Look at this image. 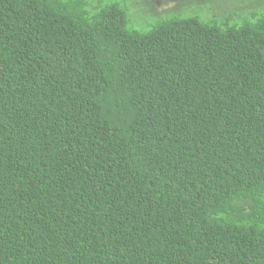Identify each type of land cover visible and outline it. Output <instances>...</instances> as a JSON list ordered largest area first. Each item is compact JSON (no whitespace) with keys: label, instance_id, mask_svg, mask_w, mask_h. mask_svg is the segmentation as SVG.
<instances>
[{"label":"trees","instance_id":"trees-1","mask_svg":"<svg viewBox=\"0 0 264 264\" xmlns=\"http://www.w3.org/2000/svg\"><path fill=\"white\" fill-rule=\"evenodd\" d=\"M122 1L0 0V264H264V0Z\"/></svg>","mask_w":264,"mask_h":264},{"label":"rangeland","instance_id":"rangeland-1","mask_svg":"<svg viewBox=\"0 0 264 264\" xmlns=\"http://www.w3.org/2000/svg\"><path fill=\"white\" fill-rule=\"evenodd\" d=\"M114 1H121V2H125L122 0H114ZM152 2L156 3L159 5L160 10L166 9V8H171L175 5V3L177 2V0H151ZM89 2H92L94 6H97L98 4L102 5L106 2V0H89ZM129 0L126 1L127 4H129ZM228 3V2H227ZM191 4L194 5V0L191 1ZM218 7H214V10L216 11ZM150 26V25H149ZM149 26L145 25L146 28H149ZM142 27V28H145Z\"/></svg>","mask_w":264,"mask_h":264}]
</instances>
